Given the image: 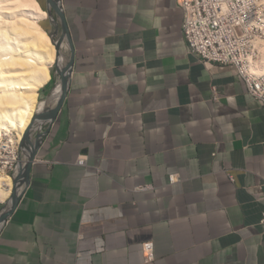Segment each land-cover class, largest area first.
Wrapping results in <instances>:
<instances>
[{
  "label": "crops",
  "instance_id": "obj_1",
  "mask_svg": "<svg viewBox=\"0 0 264 264\" xmlns=\"http://www.w3.org/2000/svg\"><path fill=\"white\" fill-rule=\"evenodd\" d=\"M60 3L68 87L0 264H264V103L236 66L189 53L178 0Z\"/></svg>",
  "mask_w": 264,
  "mask_h": 264
},
{
  "label": "bare ground",
  "instance_id": "obj_2",
  "mask_svg": "<svg viewBox=\"0 0 264 264\" xmlns=\"http://www.w3.org/2000/svg\"><path fill=\"white\" fill-rule=\"evenodd\" d=\"M253 1L261 16L249 19V24L264 28V0ZM58 4L61 7L60 1ZM45 19L53 18L38 0H0V161H9L19 149L25 157L32 154L34 133L40 127L45 131L44 127L51 119L42 118L41 115L57 106L66 89L61 73L50 95L44 98L48 106L31 122L38 102V91L51 79L50 68L57 54L62 61L60 71L67 79L70 74V67L65 70L71 55L67 36L59 39L60 35L53 40L42 23ZM254 37L251 44L257 49V56L248 54L241 69L249 80H254L257 85L255 89L264 97V35L255 34ZM61 48L69 50L68 57ZM27 162L24 159V163L20 161L19 165L23 163L25 166ZM19 165L12 175L1 164L0 201L10 203L16 185L14 179L24 168ZM24 178L22 176L17 183L16 194L21 193L26 182Z\"/></svg>",
  "mask_w": 264,
  "mask_h": 264
},
{
  "label": "built area",
  "instance_id": "obj_3",
  "mask_svg": "<svg viewBox=\"0 0 264 264\" xmlns=\"http://www.w3.org/2000/svg\"><path fill=\"white\" fill-rule=\"evenodd\" d=\"M183 10L182 32L190 54L196 56L203 64H232L245 78L248 91L264 103V97L257 91L254 80L248 78L241 69L247 55H254L252 40L255 34L264 35V28L249 24V19L259 18V10L253 0H178ZM263 83L261 84V86ZM44 134V133H43ZM9 161H0L2 166L14 175L20 157ZM6 156H8L6 154ZM85 156H78L77 163L84 165ZM169 182L178 181L174 174L168 176ZM264 184V177H263ZM145 187V186H143ZM264 228V212L260 219ZM144 260L153 259V245H142Z\"/></svg>",
  "mask_w": 264,
  "mask_h": 264
},
{
  "label": "water",
  "instance_id": "obj_4",
  "mask_svg": "<svg viewBox=\"0 0 264 264\" xmlns=\"http://www.w3.org/2000/svg\"><path fill=\"white\" fill-rule=\"evenodd\" d=\"M49 1L51 2L52 9L56 13L57 19L59 18V20L57 21V24L61 28V34H60L61 36L59 37V39L64 38V36L65 37L67 36V40L69 41L70 49H71L72 47H71V42H70L69 35H68V30H67V25H66V22H65L64 13H63L62 8L58 4V1H60V0H49ZM71 58L72 57L70 56V59L68 60L69 63L67 64V68L65 70H67L70 67L71 61H72ZM61 73H62V75H61L62 84H64L66 87H68L67 86L68 79L66 78V75L64 74V72H61ZM66 79H67V81H66ZM65 95H66V91L64 92L63 96L59 100L57 106L55 108H53V110L51 109V110H48V111L44 112L41 115V117L45 118V119H47L48 117L55 118V116L58 113V110H59V108L61 106V103H62ZM43 133H44V129H42V127H40L38 129V131L35 132V135H34L35 136V138H34L35 142L33 143L34 146H33L32 154L28 156L27 164L24 166L23 170H21V172L18 174V176L14 179V183L16 185H15V189L13 191L10 203L9 204L5 203V206H3L2 209L0 210V230H1V227L4 225L5 221L7 220L8 216L13 212V210L16 208V206H17V204L19 202L21 193L20 194H16L17 183L19 182V180L21 179L22 176L25 177L24 179H25V181H27L29 169H30V166L32 164V160H33V157H34V154H35V150L40 145ZM29 142L32 143L31 140H29Z\"/></svg>",
  "mask_w": 264,
  "mask_h": 264
},
{
  "label": "rangeland",
  "instance_id": "obj_5",
  "mask_svg": "<svg viewBox=\"0 0 264 264\" xmlns=\"http://www.w3.org/2000/svg\"><path fill=\"white\" fill-rule=\"evenodd\" d=\"M46 10L49 12V15L54 19H45V20H43V24H44V27L48 30V33L51 35V37L53 38V40H57V38H58V36H60V34H61V28L59 27V25L57 24V21L59 20V18L57 19V16H56V13L54 12V10L52 9V6H50L49 8H46ZM55 22H56V24H55ZM262 39H264V38H262ZM261 39V40H262ZM61 50L63 51V53L68 57L69 55V50L68 49H65V48H61ZM257 51V49H255V54L256 55H254V56H252V57H256L257 56V53H258V51ZM60 55L59 54H57L56 55V58H55V62L53 63V65L51 66V68H50V71H51V79L47 82V84L45 85V87H43L42 88V90H44V92H42L41 93V91L39 90L38 92H39V97H38V102H37V104H36V108H35V112H34V116L32 117V119H31V122H32V120H33V118L35 117V116H38V114L39 113H41L47 106H48V104H47V100L46 99H44V98H47V96H49L50 95V93H51V91L53 90V88H54V86H55V84H56V82H57V80L59 79V77H60V73H61V71H60V64H62L61 62V60H60ZM60 61V62H59ZM59 63V64H58ZM59 66H58V65ZM47 86V87H46ZM257 98V97H256ZM31 122H30V124H31ZM30 124H29V126H30ZM28 126V127H29ZM27 127V128H28ZM45 128V127H44ZM27 130V129H26ZM25 130V131H26ZM25 133V132H24ZM34 135H35V133H34ZM21 140H22V138H21ZM18 154H19V157H20V161H22L23 163H24V159H28V157H25L24 156V152L21 150V149H19V152H18ZM23 163H20V167H23L24 166V164ZM3 206H5V202H1L0 201V210L2 209V207Z\"/></svg>",
  "mask_w": 264,
  "mask_h": 264
}]
</instances>
